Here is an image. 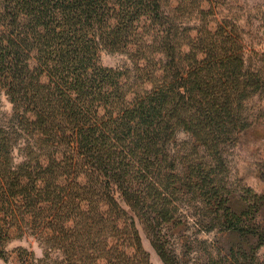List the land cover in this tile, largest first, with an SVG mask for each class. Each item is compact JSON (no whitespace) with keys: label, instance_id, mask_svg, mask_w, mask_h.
I'll return each mask as SVG.
<instances>
[{"label":"trees","instance_id":"1","mask_svg":"<svg viewBox=\"0 0 264 264\" xmlns=\"http://www.w3.org/2000/svg\"><path fill=\"white\" fill-rule=\"evenodd\" d=\"M252 56L226 0H0V258L17 233L42 250L17 264H152L139 223L162 264H256L264 196L228 159L263 114ZM187 224L223 241L185 260Z\"/></svg>","mask_w":264,"mask_h":264},{"label":"rangeland","instance_id":"2","mask_svg":"<svg viewBox=\"0 0 264 264\" xmlns=\"http://www.w3.org/2000/svg\"><path fill=\"white\" fill-rule=\"evenodd\" d=\"M232 7V11L239 16L240 24L243 27L247 44L252 52V57L257 64L260 63L264 55V0H226ZM100 61L105 66H117L125 61V56L120 53L103 52ZM261 65L263 62L261 61ZM261 102L263 114L259 123L251 127L245 132L239 143L230 149L228 159L230 162L231 175L240 185L251 187L254 192L263 194L264 196V99ZM0 109L3 112L10 110V104L5 97L0 96ZM188 139L184 133L177 135L178 145H174V149L179 148L181 141ZM257 220L262 222L264 227V202L263 207L257 215ZM138 229L142 239L144 249L149 253L152 264H162L150 241L143 230L142 225L138 223ZM13 233L10 241L6 245V259L0 258V264H17L16 248L23 247L33 250L37 257L42 256V250L37 242L31 237L24 238L16 236ZM184 236L186 238H184ZM186 239V241L184 240ZM206 241V243H215L223 241L222 233L219 231L203 232L195 225H186L175 239L176 248L180 251L190 249L188 256H184L185 260L193 261L199 252V247L195 240ZM200 244V243H199ZM183 246H189L183 248ZM257 263L264 264V245L257 251Z\"/></svg>","mask_w":264,"mask_h":264}]
</instances>
